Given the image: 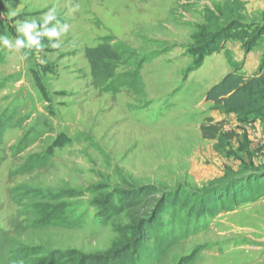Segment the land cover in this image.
<instances>
[{
	"label": "rangeland",
	"instance_id": "rangeland-1",
	"mask_svg": "<svg viewBox=\"0 0 264 264\" xmlns=\"http://www.w3.org/2000/svg\"><path fill=\"white\" fill-rule=\"evenodd\" d=\"M53 7L69 25L60 47L25 48L24 60L0 48V231L100 259L165 209L159 238L138 242L143 264H264V186L246 187L264 169L263 125L206 102L233 62L247 76L264 70V40L252 51L238 41L261 25L264 0H0V34L15 37L17 21L42 23ZM102 44L148 60L116 63L118 77L138 71L136 83L96 82L87 54ZM208 118L226 121L222 141L204 139ZM27 187L81 193L58 204H78L81 221L29 229L15 198ZM140 188L139 206L121 214L92 205ZM204 199L220 200L217 215L197 220Z\"/></svg>",
	"mask_w": 264,
	"mask_h": 264
},
{
	"label": "trees",
	"instance_id": "trees-1",
	"mask_svg": "<svg viewBox=\"0 0 264 264\" xmlns=\"http://www.w3.org/2000/svg\"><path fill=\"white\" fill-rule=\"evenodd\" d=\"M238 23L228 25L225 32L232 31ZM245 33L240 35V42L245 43L246 49L252 51L255 47L250 46L255 43H261L264 40V12L262 14L261 25L255 24L247 26ZM250 35H249V34ZM218 36V35H217ZM216 36V37H217ZM262 39V40H261ZM42 44H48V40L41 39ZM208 50V49H207ZM213 53L209 51L208 54ZM88 59L91 64L93 75L96 82L106 85V89H113L114 86L119 87L121 84L133 85L138 80V71H133L126 76H116L115 65L119 62H127L133 60L135 64L142 65L148 60H139L138 57H132V54L126 50L119 48H112L110 44H102L95 49L88 50ZM134 65V64H130ZM233 65L240 66L238 63L233 62ZM235 66V69L225 75L221 81L212 86L206 94V102L210 103L215 110H219L225 115H236L241 120L245 121H259L263 125L264 132V70L261 69L253 76H247L246 73L241 72V68ZM128 75V76H127ZM111 81V82H109ZM226 121L217 122L212 118H208L201 126V132L206 140L210 141H222L226 134H224ZM2 134L0 126V136ZM232 139V137H230ZM261 176V181L257 182L255 177ZM244 175L243 178H239V181L245 179V182L249 179ZM252 183H246L247 189L252 190L256 184L264 186V169L260 172H252L250 174ZM243 182V183H245ZM245 188V186H243ZM245 189V190H247ZM16 199L24 205L21 215L27 217L30 221L27 227L33 230H42L47 227H61V228H73L81 221V217L77 215L78 204H69L68 207H58L59 203H62L68 199H78L83 196L81 193L68 196V192L63 190L58 193L51 191L42 192L35 190L32 187L24 188L23 190H17ZM101 194L102 191H98L97 194ZM130 196H110L105 200L95 199L92 203L93 206L101 207L105 206V211L110 214H121L127 207L139 206L142 199L145 197V188H140L137 192L129 194ZM256 197L255 192L252 195H248L244 202H250ZM111 198V200H110ZM226 196L221 199L225 200ZM111 201V202H108ZM215 204L211 201H200L199 209L205 212H198L195 217L197 220H205L214 214V210L218 202ZM207 203V204H204ZM165 210V209H164ZM164 210H157L148 219H143L138 223L137 232L134 234V238L128 240L125 245L116 248L111 254L103 255L100 259L90 258L89 256L82 255L75 251L60 252L48 245H37L29 241H23L17 239L12 233L6 231H0V264H143L141 255L144 253L143 245H138V242L144 243L143 239H147L152 234L154 239L159 238L161 233L162 216L165 213ZM206 213V214H202ZM166 227V226H165ZM164 237H166L165 228H163ZM143 233L145 236L143 237Z\"/></svg>",
	"mask_w": 264,
	"mask_h": 264
},
{
	"label": "clouds",
	"instance_id": "clouds-1",
	"mask_svg": "<svg viewBox=\"0 0 264 264\" xmlns=\"http://www.w3.org/2000/svg\"><path fill=\"white\" fill-rule=\"evenodd\" d=\"M53 21L56 23L49 27L48 25ZM15 28L18 33L15 37L10 38L8 35L0 34V48L19 54L21 60L26 59L27 56V53L22 51L23 49H42V38H47L52 48L60 47V37L69 31V25L61 24L57 19V11L54 7L43 14L42 23H38L36 19H24L17 21Z\"/></svg>",
	"mask_w": 264,
	"mask_h": 264
},
{
	"label": "crops",
	"instance_id": "crops-1",
	"mask_svg": "<svg viewBox=\"0 0 264 264\" xmlns=\"http://www.w3.org/2000/svg\"><path fill=\"white\" fill-rule=\"evenodd\" d=\"M244 73H247V72H244Z\"/></svg>",
	"mask_w": 264,
	"mask_h": 264
}]
</instances>
